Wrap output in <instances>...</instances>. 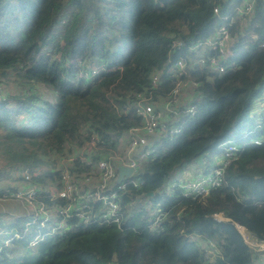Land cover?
<instances>
[{"label":"trees","instance_id":"obj_1","mask_svg":"<svg viewBox=\"0 0 264 264\" xmlns=\"http://www.w3.org/2000/svg\"><path fill=\"white\" fill-rule=\"evenodd\" d=\"M240 1L223 0L222 6L233 9ZM212 6L213 0H0V79L48 86L56 96L47 100L24 91L13 98V106L8 98L0 100V182L7 183L0 186V201H18L7 197L6 190L23 180L14 174L25 168L29 183L47 192L60 188L59 161L77 154L91 135L103 141L100 153L118 147L126 130L141 123L133 113H120L137 93L157 101L181 82L183 92L190 93L181 107H195L193 114L179 116V133L152 140V156L133 176L143 182L121 191L120 226L84 224L73 217L60 228H53L52 220L36 228L26 225L30 221L26 214L3 210L0 264H254L258 260L239 232L225 222L231 219L241 225L245 240L249 232L264 239V127L246 135L243 140L248 144L229 160L221 184L206 196L193 200L177 188L165 190L168 177L178 168L200 156L208 164L221 153L219 145L227 139L230 125L244 121L256 86L264 80V48H259L264 44V0H256L251 13L236 18L231 28L234 67L217 73L208 64L189 66L193 54L186 45L210 37L217 26ZM175 40L182 45L172 47ZM178 57H188L186 67L171 77L168 67ZM101 65L105 70L91 78L80 76V71ZM154 75L159 78L155 88ZM21 115L27 119L19 123ZM251 127L243 126L238 133ZM255 137L262 143H251ZM91 158L90 165L77 158L68 166L83 189L89 187L84 178L93 173L101 155L93 151ZM116 186L112 184L111 190ZM140 197L158 207L157 221L156 215L136 206ZM220 212L229 219L212 217ZM188 234L214 240L223 259L206 261ZM36 235L41 240L31 244Z\"/></svg>","mask_w":264,"mask_h":264},{"label":"built area","instance_id":"obj_2","mask_svg":"<svg viewBox=\"0 0 264 264\" xmlns=\"http://www.w3.org/2000/svg\"><path fill=\"white\" fill-rule=\"evenodd\" d=\"M6 3H12L14 0H4ZM223 0H213L212 13L217 21L214 33L205 39L199 40L193 44L186 45L187 51L193 56L189 57V66L196 64H208L211 71L220 73L226 68L234 67L235 62H231L236 49L232 44L231 28L236 18L244 17L251 13L256 0H241L233 9H225L222 6ZM180 40H175L172 47H180ZM259 48H264L262 43ZM188 57H178L172 61L168 67V74L171 77L180 75L185 67ZM80 62H77V66ZM105 70V66L80 71L82 78L89 79L99 71ZM159 78L154 75L151 79L152 87H156ZM257 92L252 99L246 117L241 126L251 125L244 134L240 135L239 126L231 124L227 132V139L221 143V153L210 159V164L204 161V169L192 178H186L182 181H171L167 184L166 192L170 193L173 188L180 190L181 195L187 199H199L206 196L212 188L219 186L223 180V172L229 160L237 155V152L248 142L243 140L246 135L260 130L264 127V80L256 86ZM186 96L183 92L181 82L176 83L174 88L165 96L157 101H153L150 94L137 93L133 100L124 103L120 113H133L141 118L139 125L131 126L126 130L124 140L125 146L108 149L104 153L100 150L104 146L103 141L96 135H91L89 141L80 148L78 153L69 157H64L59 161L60 188L46 191L34 184L29 183L30 172L28 169H21V172L14 174L16 177H23V180L17 182L13 189L6 190L7 197H15L23 205L24 214L29 216L33 227L40 228L48 221L54 222L53 228L66 226L70 218H79L84 224L98 222L102 224H116L120 226L123 219V201L122 192L127 185L139 186L143 181L139 177H133L143 161L152 156L153 148L150 144L152 140L159 137L160 134H177L180 127L177 125L181 113L185 115L193 114L194 105H185ZM2 96V86L0 83V100ZM121 140V139H120ZM262 139L259 137L250 138V142L261 144ZM120 142V141H119ZM95 151L101 155V158L94 164L93 173L85 176V183L89 187L83 189L76 183L71 175L69 163L79 158L88 165L92 164L91 153ZM124 165L133 169L132 174L124 176L120 182H117V166ZM209 165V166H208ZM112 184H117L111 190ZM93 186V187H92ZM11 187V186H10ZM109 189L106 191V189ZM161 215H156V221ZM212 217L218 221L225 222L223 219H229L225 215L215 213ZM225 222L231 225L241 235L244 243L255 253L264 256V239H258L250 233V240H245L239 231L241 225L233 222ZM200 249L206 261L213 260L217 257L223 259L222 251L219 246L207 236L202 234H188ZM41 235H36L31 244L41 240ZM9 241L6 240L5 243ZM254 264H264V258L258 259Z\"/></svg>","mask_w":264,"mask_h":264},{"label":"rangeland","instance_id":"obj_3","mask_svg":"<svg viewBox=\"0 0 264 264\" xmlns=\"http://www.w3.org/2000/svg\"><path fill=\"white\" fill-rule=\"evenodd\" d=\"M0 83L2 86V96L4 95L3 99H6V98L9 99L8 100L9 106H13V104H14L13 98L14 97H21V95H23L24 91H28L29 94L39 96V98H41V99L53 100L56 97L55 93L51 87L44 86L41 84H33L32 85V84L28 83V84L23 85V84L17 83V81H14L10 78L0 79ZM185 94L190 95V93H185ZM36 102H40V99L36 100ZM26 119H27L26 115H21L19 123L24 122ZM244 120H247V118H245ZM244 128H243V131H244ZM125 143H126V141L123 140L121 142L120 146H125L124 145ZM0 160H1V158H0ZM192 162L196 163L199 161L195 159ZM0 167H2V166L0 165ZM204 167H205V165L203 164V166L201 167V171L204 169ZM186 170L187 169H185L182 166V167L178 168L175 172H173L167 179L168 185L171 184V181H173V180L174 181H182L184 179V177L187 175L188 171H186ZM19 172L22 173V171H19ZM187 178H189V177H187ZM190 178H192V177H190ZM3 184H7L6 181L0 182V186H2ZM136 206L146 209L148 211L149 216H151V217H153L154 215H157L159 213L158 207L153 206L151 201L149 199H147L146 197H140V199L137 200ZM23 208H24L23 205L19 201H16V200L0 201V212L5 210L10 214H13V213L21 214V213H24ZM261 258H264V256L258 254V259L260 260Z\"/></svg>","mask_w":264,"mask_h":264},{"label":"crops","instance_id":"obj_4","mask_svg":"<svg viewBox=\"0 0 264 264\" xmlns=\"http://www.w3.org/2000/svg\"><path fill=\"white\" fill-rule=\"evenodd\" d=\"M237 125L239 126V124H237ZM240 127H242V126L240 125ZM241 131L243 132V129ZM123 140H124V137L121 138L118 146H120V144ZM120 147H123V146H120ZM196 160H198L199 162H196V163L192 162V163H189V164H186L183 166L185 169H187L186 171H188L187 175L184 177V179H186L187 177H189V178L194 177L197 174H199V172H201V167L203 166L205 158H204V156H200Z\"/></svg>","mask_w":264,"mask_h":264},{"label":"water","instance_id":"obj_5","mask_svg":"<svg viewBox=\"0 0 264 264\" xmlns=\"http://www.w3.org/2000/svg\"><path fill=\"white\" fill-rule=\"evenodd\" d=\"M133 169L130 167H126L124 165L117 166V182H120L124 176H129L132 174ZM148 195H152V192H149Z\"/></svg>","mask_w":264,"mask_h":264},{"label":"bare ground","instance_id":"obj_6","mask_svg":"<svg viewBox=\"0 0 264 264\" xmlns=\"http://www.w3.org/2000/svg\"><path fill=\"white\" fill-rule=\"evenodd\" d=\"M248 238H249V240H250V233H249V235H248Z\"/></svg>","mask_w":264,"mask_h":264}]
</instances>
